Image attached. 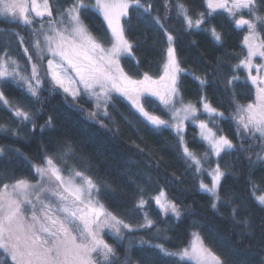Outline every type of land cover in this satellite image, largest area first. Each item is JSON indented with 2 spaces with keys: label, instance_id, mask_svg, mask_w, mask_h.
<instances>
[{
  "label": "snow or ice",
  "instance_id": "1",
  "mask_svg": "<svg viewBox=\"0 0 264 264\" xmlns=\"http://www.w3.org/2000/svg\"><path fill=\"white\" fill-rule=\"evenodd\" d=\"M202 2L205 10L193 12L187 0H163L161 16L154 0H0V23L22 25L30 37L25 40L19 32L12 33L23 62L7 47H0V106L25 126L31 123L35 131L36 113L25 103H40L43 91L52 94L62 90L77 103L86 97L94 105L95 111L89 113L93 119L109 117L114 96L123 97L146 127L175 132L182 159L200 178V189L210 194L211 207L216 209L226 175L220 164L222 154L248 153L250 168L264 166V0ZM132 14L149 27L155 26L164 38L161 68L155 77L147 71L134 77L122 66V60L128 58L137 68L140 64L127 35ZM218 14H226L233 29L242 35L240 52L233 56L236 62L223 78L231 108L227 116L204 93L209 86L207 76L194 77L199 81V100L193 103L184 99L180 77L187 70L177 55V37L166 26L173 15L185 31L201 30L208 24L204 30L222 43L223 34L211 25ZM238 83L249 88V102L238 101ZM11 84L21 90L22 99L10 100L5 95L3 89ZM146 104H154L160 114L147 110ZM224 120L235 123L238 143L222 134L220 122ZM51 124L49 117L46 125ZM189 125L199 130L196 135L207 146L201 155L186 141ZM101 127L106 125L101 122ZM5 130L0 124V131ZM64 149L45 152L39 163H31V178L0 171V264H140L129 254L131 241L123 253H118L117 247L125 232L152 229L155 221L145 212L143 223L134 226L109 211L103 201L116 188L79 164H69L74 149L67 144ZM4 153L0 147V156ZM204 176L210 177V183H204ZM247 184L248 198L264 209V179L257 182L250 172ZM152 199L162 213L180 219V209L163 190ZM146 203L140 198L135 207L143 210ZM238 214L239 205L232 209V219L245 234H251L254 225L248 217L236 220ZM260 227L264 234V224ZM106 230L119 238L115 246L105 239ZM190 235L189 244L175 251L164 243L150 244L141 239L140 244L148 245L157 258H171L163 264H225L199 232ZM259 264H264V256Z\"/></svg>",
  "mask_w": 264,
  "mask_h": 264
},
{
  "label": "trees",
  "instance_id": "2",
  "mask_svg": "<svg viewBox=\"0 0 264 264\" xmlns=\"http://www.w3.org/2000/svg\"><path fill=\"white\" fill-rule=\"evenodd\" d=\"M187 3L193 12L205 10L202 0H187ZM154 4L160 8V15L163 16V0H154ZM94 22L98 24V21ZM211 25L223 34L222 43H217L204 30L210 26L208 24L202 26L201 30L185 31L174 15L166 22L168 29L177 37L175 46L181 67L187 70L180 77L184 99L197 102L200 88L199 81L194 77L207 76L209 86L204 93L213 106L225 111L227 116L231 108L223 78L229 75L230 65L236 62L233 56L240 52L242 35L233 29L226 14L216 15L211 19ZM14 31L19 32L25 40L30 39L22 25L0 23V47H7L15 58L23 62L17 38L12 35ZM127 35L135 45L134 54L140 64L137 68L131 58L122 60L125 71L134 77L138 72L145 71L154 77L158 75L165 47L161 33L155 26L149 27L146 21L138 20L132 14L127 24ZM3 90L10 100L22 99L23 93L14 84ZM236 94L241 104L252 98L249 88L242 83L236 85ZM25 107L36 113L35 131H32L31 123L25 126L0 106V124L7 129L0 131V147L5 149L4 155L0 156V171L31 178V163H39L45 152L51 154L65 150L64 145L67 144L74 149L69 164H79L84 171L107 179L116 188L103 201L109 211L134 226L143 223L145 212L155 221L152 229L125 232V238L117 247L118 253L128 249L131 241L129 254L133 259L140 261V264H163L171 258L155 257L148 245L141 246V239L150 244L164 243L166 248L175 251L187 246L191 232L197 231L224 259L225 264H259L264 256V234L260 227L264 224V209L248 198L247 180L250 172L257 182L264 179V166L257 164L250 168L248 153L222 154L220 164L226 175L221 181V201L213 209L211 196L199 187L200 178L181 157L175 132L172 129L155 131L150 126L146 127L123 97L114 96L108 108L109 117L101 115L96 119L89 116L91 111H95L93 102L86 97L81 98L79 103L74 102L62 90L52 94L43 91L40 103H25ZM145 107L160 114V109L154 104H146ZM49 117L51 126L46 125ZM101 122L106 127H101ZM235 127L231 120L220 122L222 134L232 139L233 143H238ZM14 130L18 135L12 134ZM196 133L198 129L189 125L185 138L189 147L201 155L207 146ZM203 180L210 183L208 176H204ZM161 190L180 209L179 220L172 215L164 216L152 199ZM140 198L147 201L143 210L135 207ZM238 205L236 220L248 217L254 225L251 234H245L242 226L232 219V209ZM105 239L115 246L119 238L106 234Z\"/></svg>",
  "mask_w": 264,
  "mask_h": 264
},
{
  "label": "rangeland",
  "instance_id": "3",
  "mask_svg": "<svg viewBox=\"0 0 264 264\" xmlns=\"http://www.w3.org/2000/svg\"><path fill=\"white\" fill-rule=\"evenodd\" d=\"M199 131V130H198ZM204 192V191H203ZM205 193H207V192H205ZM208 195H210L209 193H207ZM212 198V197H211ZM212 201H213V198H212ZM163 215L164 216H166L164 213H163ZM168 215H172L171 213H168ZM106 234H108V236H114L112 233H110V232H107V230H106ZM115 238H117L116 236H114Z\"/></svg>",
  "mask_w": 264,
  "mask_h": 264
}]
</instances>
